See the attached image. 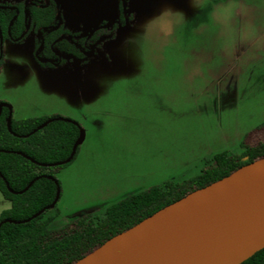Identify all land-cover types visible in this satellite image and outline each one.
<instances>
[{"label": "rangeland", "instance_id": "374dc122", "mask_svg": "<svg viewBox=\"0 0 264 264\" xmlns=\"http://www.w3.org/2000/svg\"><path fill=\"white\" fill-rule=\"evenodd\" d=\"M120 1L61 0L62 24L80 38L109 25L86 65L41 68L31 40L3 41L0 102L12 118L59 114L84 131L53 173L52 230L264 138V0H125L124 26L110 27Z\"/></svg>", "mask_w": 264, "mask_h": 264}, {"label": "trees", "instance_id": "16d2710c", "mask_svg": "<svg viewBox=\"0 0 264 264\" xmlns=\"http://www.w3.org/2000/svg\"><path fill=\"white\" fill-rule=\"evenodd\" d=\"M55 4L58 5L57 2ZM19 9L20 15L10 28L14 38L19 37L24 29V13L21 5ZM14 15L12 11L0 10V29L4 40ZM123 15V4L120 1L119 17L123 19ZM28 17L33 29H45L42 34L44 50L48 53H51L50 45L58 36H70V33L62 27L50 30L58 21L53 6L32 7L28 10ZM56 48L73 57L83 58L69 40H61L56 44ZM2 59L3 57L0 58V67ZM8 113L9 110L3 108L0 115V150L9 151H0V173L14 191L23 190L38 176L55 178L54 171L68 166L76 158L79 147L70 163L61 167L46 168L18 155L16 152H21L42 164L63 161L69 156L73 144L79 137V128L71 123L53 121L27 138H18L7 131ZM56 117L59 116L21 120L12 118L11 128L17 135H26L46 120ZM241 147L244 151L240 156H231L226 152L216 154L200 175L181 183L166 182L162 186H153L129 195L106 208L103 217L98 219L90 215L80 216L56 231L48 228L54 217L49 216L44 219L46 212L28 223H4L0 227V264H75L112 237L186 194L218 181L244 165L264 158V138L255 146H246L242 143ZM0 193L11 204L9 209L0 214V222L5 219L21 221L30 218L54 200L56 185L50 179L40 178L23 194L14 195L7 191L0 178ZM241 264H264V248Z\"/></svg>", "mask_w": 264, "mask_h": 264}, {"label": "water", "instance_id": "95a60500", "mask_svg": "<svg viewBox=\"0 0 264 264\" xmlns=\"http://www.w3.org/2000/svg\"><path fill=\"white\" fill-rule=\"evenodd\" d=\"M54 1L60 7L57 14L59 26L62 3L61 0ZM122 4L124 16L127 18L125 0H122ZM27 30L28 25L20 38ZM2 45L3 34L0 29V56ZM42 45L43 42L39 49ZM3 108L9 110L6 119L7 131L18 138H27L53 121L77 126L79 137L69 156L63 161L42 164L21 152H16L30 162L46 168L61 167L73 160L84 138V131L76 121L56 117L46 120L26 135H17L11 128V106L0 103V115ZM0 178L7 191L14 195L23 194L40 178L50 179L56 185L54 200L49 205L25 220H2L0 227L4 223H28L53 209L59 200V184L51 176H38L21 191L11 189L1 173ZM263 248L264 158H261L218 181L186 194L112 237L75 264H241Z\"/></svg>", "mask_w": 264, "mask_h": 264}, {"label": "flooded vegetation", "instance_id": "af4514ba", "mask_svg": "<svg viewBox=\"0 0 264 264\" xmlns=\"http://www.w3.org/2000/svg\"><path fill=\"white\" fill-rule=\"evenodd\" d=\"M121 2H122V0H121ZM19 5H21V10L24 13V17H23L24 29H23V31L19 37L14 38L12 36V34L10 33V28H11V25L14 23V21L17 19V17L20 15ZM48 6H51V7L53 6L54 9L56 10L57 14H58L60 7H59V5H56L55 1H53V0H23V1H19V2H13V3L12 2H10V3L0 2V7H1L0 10H7V11H12L15 13L13 18L10 20L8 30H7V37L5 40H9L13 43H21L26 38L31 40L32 46H33V49H32L33 58L37 61V64L41 68H55L57 66H61L64 64H68V63H77L79 65H86L87 61L90 58H92L101 49V46L103 44L101 41H103L104 33H106L108 31L107 28H109V25L107 23H105L103 25L96 27V29L93 28L86 37L80 38L75 32H71L69 29H67L63 26L62 16H61V11H60L61 24L58 26L59 21L55 22L53 24V26L50 28V30H55L57 28L62 27L63 29L67 30L70 33V36H68V35L58 36L50 45L51 53H48L47 51L44 50V39H43L42 32L45 31V29H42V28H40L38 30L33 29L31 27L32 26L31 20L28 17V10L30 8H32V7L44 8V7H48ZM3 7H5V8H3ZM124 17H125L124 15H123V19H121L119 17V20L117 22H115L114 24H112L110 27H114L115 25H117L118 28L123 27L124 23H125ZM27 25H28L27 32L24 34V36L22 38H20L21 35L25 32ZM56 26H58V27H56ZM32 35H34L35 39L30 38ZM64 39L69 40V42L72 45H74L75 48H77L79 50V52L83 55V58L79 59V58L73 57L71 55H68L66 53L61 52L58 48H56V44L58 42H60L61 40H64ZM3 41H4V39H3ZM42 42H43V45H42L41 49H39ZM100 42L102 44L99 47L98 45H100ZM105 42L106 41H104V43ZM36 45H37V47H36ZM0 58H2V55L0 56ZM84 60H86L85 63H84ZM0 103H4V102H0ZM45 116H48V117L59 116V117H61L62 115L52 114V115H45ZM50 119H52V118H50ZM59 229H60V227L57 229H53V230L56 231Z\"/></svg>", "mask_w": 264, "mask_h": 264}, {"label": "crops", "instance_id": "0c3cea01", "mask_svg": "<svg viewBox=\"0 0 264 264\" xmlns=\"http://www.w3.org/2000/svg\"><path fill=\"white\" fill-rule=\"evenodd\" d=\"M11 110H12V109H11ZM41 116H42V115H41ZM41 116H39V117H41ZM43 116H45V115H43ZM31 118H33V117H31ZM21 119H26V118H18V119H15V120H21ZM82 142H83V141H82ZM79 146H80V145H79ZM0 198H2V200H3V203H1V207H0V214H1L3 211L9 209L10 206H11V204H10L9 201H7V200L4 199V197L2 196L1 193H0Z\"/></svg>", "mask_w": 264, "mask_h": 264}]
</instances>
